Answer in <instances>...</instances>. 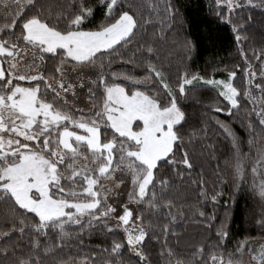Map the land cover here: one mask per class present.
<instances>
[{"label": "snow or ice", "instance_id": "1", "mask_svg": "<svg viewBox=\"0 0 264 264\" xmlns=\"http://www.w3.org/2000/svg\"><path fill=\"white\" fill-rule=\"evenodd\" d=\"M183 7L181 0H71L57 7L49 0H0V264H97L100 253L102 264H153L149 241L160 245L166 264H245V252L248 264H264V242L253 239L238 241L227 259L216 245L195 248L191 261L178 259L169 244L177 235L172 185L191 179L185 177L194 167L188 145L207 136V125L185 128L183 102L191 89L216 90L223 106L211 112L235 115L250 105L245 127L264 129V48H252L249 57L254 17L242 14L264 13V0H212L209 10L230 26L242 60L225 67L221 79L191 72L187 63L174 73L165 67L163 45L190 59L203 38L212 39L210 24L192 31ZM97 8L103 21L89 27ZM117 60L144 74L112 71ZM238 71L243 87L235 83ZM209 119L231 140L233 182L250 172L264 209V140L250 136L244 153L230 127ZM194 183L208 198L205 182ZM165 214V223L151 219ZM197 214L211 231L215 217ZM257 223L264 228V210ZM98 229L120 239L55 258L73 237L84 248L81 237ZM228 236L224 224L217 227L218 241Z\"/></svg>", "mask_w": 264, "mask_h": 264}, {"label": "trees", "instance_id": "2", "mask_svg": "<svg viewBox=\"0 0 264 264\" xmlns=\"http://www.w3.org/2000/svg\"><path fill=\"white\" fill-rule=\"evenodd\" d=\"M71 0H49L54 7L63 5ZM95 2V0H94ZM184 5L182 10L192 22V31L199 33L203 26L210 24L212 27V39L203 38L199 44L198 50L188 59L179 48H171L170 45H163L160 55L163 57L165 67H170L174 73L178 66L187 63L189 71L198 72L206 76H226L225 67L229 70L236 64H241V57L237 53V48L233 40L230 26L218 22L214 19L210 6L212 0H181ZM251 13L254 17V23L248 28L249 42L245 45L249 49L251 58V49L264 48V13L259 9H245L242 14ZM103 21V15L100 8H97L95 16L89 27L96 26ZM171 51V56H169ZM127 59V57L125 58ZM256 64V61L253 60ZM51 67V63L49 64ZM112 71L125 72L130 75H143V71L135 64H124L117 60ZM259 71V69H257ZM243 73L238 71V77L235 80L237 86L243 87ZM220 104L222 101L217 97V92L207 85H201L191 89V95L188 100L183 102L184 110L188 115V123L185 125L187 131L199 130L207 125V136L203 133L194 137L192 143L188 145L193 169L185 171V177L191 176V179L183 181L177 179L172 185V193L175 197L177 207L173 209V215L176 220L173 225V231L177 234L169 238V244L177 253L175 258L187 259L191 261L194 255V249L201 245H216L217 254L223 252L224 258H228V253L234 252L238 241L245 239L263 240L264 228L257 221L261 217L262 201L258 192L253 190V179L249 172L248 178L233 182L232 164L234 163V152L230 138L225 132L209 117L215 116L221 123L226 124L242 140L241 149L244 153H249L248 139L254 137L257 142L264 140V129L258 125L250 130L245 127L247 118L245 113L250 110V105L245 104L235 115H229L227 112L215 113L209 111L213 105ZM255 123V117H252ZM187 139V137H186ZM207 145H212L209 148ZM256 157V148H251V159ZM177 159H180L179 153ZM170 175V173H169ZM205 182L203 188L207 197L200 195V187L194 183L196 180ZM217 195L215 202L211 201V195ZM204 211L209 216H214V226L211 231L207 230V221L202 220L197 212ZM154 223L167 222L166 214L160 218L152 217ZM221 224L227 228L229 236L218 241L216 229ZM73 232L76 229H72ZM81 239L84 241V248L78 247V241L73 237L66 242L62 251L56 253L55 258L67 259L69 256L75 257L78 252H88L97 246H110L112 239H120V234L112 236L106 235L104 230L98 229L89 235L85 233ZM178 241V242H177ZM222 245V247L220 246ZM148 248L152 257L153 264H166L167 257L160 258L158 253L160 245L149 241ZM102 257L97 264H102L105 254H98ZM123 258L128 260V254L125 252ZM198 258V256H197ZM240 258V257H237ZM244 258V255L242 259ZM53 259L49 257L48 260ZM134 264V262H133Z\"/></svg>", "mask_w": 264, "mask_h": 264}, {"label": "rangeland", "instance_id": "3", "mask_svg": "<svg viewBox=\"0 0 264 264\" xmlns=\"http://www.w3.org/2000/svg\"><path fill=\"white\" fill-rule=\"evenodd\" d=\"M217 79H221V78H226V76H216ZM77 106H82L80 104H77ZM257 241H260V242H264V239L263 240H257ZM249 256L247 254V252L244 253V258H243V261L245 262V264H248V261H249Z\"/></svg>", "mask_w": 264, "mask_h": 264}]
</instances>
